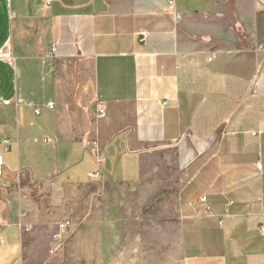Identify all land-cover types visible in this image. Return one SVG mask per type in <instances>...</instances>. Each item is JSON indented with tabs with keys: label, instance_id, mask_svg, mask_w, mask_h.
<instances>
[{
	"label": "crops",
	"instance_id": "obj_1",
	"mask_svg": "<svg viewBox=\"0 0 264 264\" xmlns=\"http://www.w3.org/2000/svg\"><path fill=\"white\" fill-rule=\"evenodd\" d=\"M3 139L0 264H264V0H0Z\"/></svg>",
	"mask_w": 264,
	"mask_h": 264
},
{
	"label": "built area",
	"instance_id": "obj_2",
	"mask_svg": "<svg viewBox=\"0 0 264 264\" xmlns=\"http://www.w3.org/2000/svg\"><path fill=\"white\" fill-rule=\"evenodd\" d=\"M169 2L171 4H173L175 2V0H169ZM139 35H141V41L145 42L147 40V37H148V32L146 30H142L139 32ZM57 52V44H53L52 47L50 48V50L47 52V58L51 59L55 56ZM54 102H49L48 103V107L49 108H53L54 107ZM105 114V109L101 106V104H99L98 106V115L100 117L104 116ZM9 145H10V141L8 139H3L1 142H0V151L4 150V149H9ZM99 164H102L103 162V158L101 155H97L96 156ZM89 176L92 178V179H101L103 177V172L101 169L97 170V171H93L91 173H89ZM205 200V197L203 198ZM25 214H23L24 216ZM73 227V222L71 219H65L63 221H61L59 223V231L57 233L54 234V237H53V243H54V246L53 248L55 247V249L61 244L62 240L64 239L65 237V234L67 232L70 231V229ZM261 231H264V228H261ZM19 264H25L24 261H21Z\"/></svg>",
	"mask_w": 264,
	"mask_h": 264
},
{
	"label": "rangeland",
	"instance_id": "obj_3",
	"mask_svg": "<svg viewBox=\"0 0 264 264\" xmlns=\"http://www.w3.org/2000/svg\"><path fill=\"white\" fill-rule=\"evenodd\" d=\"M78 204V203H77Z\"/></svg>",
	"mask_w": 264,
	"mask_h": 264
}]
</instances>
